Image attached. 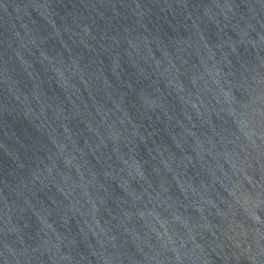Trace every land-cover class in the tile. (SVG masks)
Wrapping results in <instances>:
<instances>
[{
	"label": "water",
	"instance_id": "95a60500",
	"mask_svg": "<svg viewBox=\"0 0 264 264\" xmlns=\"http://www.w3.org/2000/svg\"><path fill=\"white\" fill-rule=\"evenodd\" d=\"M0 264H264V0H0Z\"/></svg>",
	"mask_w": 264,
	"mask_h": 264
}]
</instances>
